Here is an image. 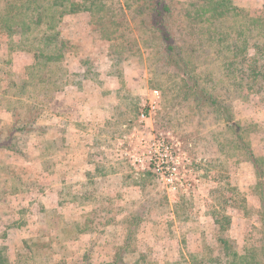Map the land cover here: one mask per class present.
Instances as JSON below:
<instances>
[{"label": "trees", "instance_id": "16d2710c", "mask_svg": "<svg viewBox=\"0 0 264 264\" xmlns=\"http://www.w3.org/2000/svg\"><path fill=\"white\" fill-rule=\"evenodd\" d=\"M81 15L89 16L91 25L101 32H108L106 40L116 47L132 54L140 50L148 52V61H155V65L160 63L162 69L172 74L194 110L211 111L215 121L228 133L229 142L213 137L220 151L224 152L226 143L235 147L238 152L235 162L238 165L249 163L253 168L259 203L256 211L259 227L255 230L258 245L237 251V245L225 235L229 218L221 217L222 223L213 218L218 228L215 247H209L205 237H200L199 250L188 252L187 260L182 264H264V157L256 156L252 150L251 137L258 135L256 125L246 119H236L231 101L215 95L212 89L218 83L226 84L237 73L238 82H243L249 92L259 94V90H264V0L261 10L254 14L236 7L232 0H186L180 4V9L173 0H0V34L8 39V50L11 51L16 40L30 59L28 74L25 79H20L6 71L7 63L0 57V121H8L6 127L0 128V151L24 158H32L36 152V158L42 160L41 166L45 170L52 167L48 159L54 155L51 151L59 148L57 141L46 139L48 121L57 122L64 116L58 94L69 85L80 87L83 81L90 80V72L85 66L88 61L78 58L76 48L63 29L72 18ZM174 28L182 32L181 41L173 34ZM132 31L135 38H129ZM210 59L219 60L224 72L223 80L217 83L207 72ZM77 67L82 71L74 72ZM3 76L8 78L3 79ZM257 85L260 87L255 88ZM150 174L147 172L145 176ZM36 177L30 168L20 166L15 180L9 181L8 200H3L0 194V203L14 204L18 198L29 194L38 186L34 185ZM179 207L181 203L173 212L178 220L181 218ZM137 209L121 221H116L115 216L122 211L114 215L109 212L106 220L96 222L89 229L82 228L81 220L68 221L57 211L50 210L49 214L59 222L58 232L51 235V231L39 229L35 237L29 235L20 242L23 250L18 251L11 247V229L7 230L0 235V264H67L72 258L65 256L59 248L77 242L81 234L95 236L99 227L103 231L119 225L123 226L125 236L122 245H117V234L113 237L102 232L114 243L108 246L114 248L111 259L94 263L83 253L80 264L148 262L150 255L139 249L136 235L142 222L147 220L149 210L145 205ZM98 210L97 205L94 214ZM42 212L48 213L43 209ZM183 222L187 223L180 220ZM180 243L183 248L187 246L185 237ZM11 250L13 259L9 255ZM56 256L59 261L54 259Z\"/></svg>", "mask_w": 264, "mask_h": 264}, {"label": "rangeland", "instance_id": "374dc122", "mask_svg": "<svg viewBox=\"0 0 264 264\" xmlns=\"http://www.w3.org/2000/svg\"><path fill=\"white\" fill-rule=\"evenodd\" d=\"M173 1L177 9H180V4L186 0ZM232 2L236 7L252 14L260 11L263 5V0H232ZM63 29L64 34L76 48L78 58L88 61L89 64L85 66L88 67L90 81L95 82V86L101 88L109 84L107 78L104 77L105 74L111 79H116V82L119 81L115 86L117 90L119 89V93L110 98L112 99L110 100L112 101L111 110L117 120L111 124L103 122L97 124L92 121L93 123L89 122L87 126L91 125L95 129L93 130L98 139V144L92 148V159L96 164H100L99 169L105 172L114 168L122 172L113 178L97 180L95 184L97 189L107 184L115 187L122 184L129 190L124 193V198L122 194L121 196L116 194L110 201L100 199L102 195L98 192L99 194L96 195L99 197L96 202L99 206L96 212L97 218L96 214H84L81 218L82 228L89 229L94 227L96 222L101 223L104 219L106 220L105 217L109 212L113 215L119 210L123 213H130L138 210L139 206L145 205L149 210L147 219L151 222L149 232L154 229L159 237L168 232L178 237L181 236L180 238L185 237L187 250L184 249L187 252L196 251V238L199 241L200 237H205L208 246L214 248L218 228L213 218L222 223L221 217L223 216L230 220L225 235L237 245V251L245 246H257L258 236L255 230L259 227L256 216L259 203L252 198L253 192L255 195L256 192L249 186L251 180L250 175H247V170L238 169L239 165L235 162L237 158L235 155L238 153L236 148L226 143L224 154L214 141L213 137H217L218 141L222 139L229 142V135L224 132L222 125L215 121L213 113L207 109L196 112L190 99L179 90L178 81L172 77V74L162 69L160 63L155 65V61H148V52L140 50L132 54L133 52L116 47L112 41L106 40L109 38L107 37L108 32H101L97 26L91 25L89 16H76L65 24ZM173 34L179 41L182 40L180 38L182 32L179 29L174 28ZM129 38H135V32L132 31ZM15 41L10 51L8 50V39L0 34V57L7 63L6 71L20 79H25L30 59ZM250 54L253 55V51H250ZM207 63L208 75L217 83L224 75L220 61L210 59ZM235 68L238 69V67ZM7 78L3 76V79ZM257 87L260 86H255ZM212 89L215 95L225 96L228 101H231L230 106L236 119H246L248 123L256 125L258 136L264 139L263 89L259 90V94L249 92L245 89L243 82H238L237 73H234V78H229L226 84L225 82L224 84L218 83ZM141 113L145 114V118L141 119L143 122L139 121ZM52 122L51 119L48 121L49 124ZM123 123H125L124 126ZM7 125V120L0 121V128ZM160 135H168L169 138L175 140L178 143L179 153L188 160L182 170V181L192 184L188 194L167 193L165 185L152 173L148 162L139 165L133 161V158H130L131 155H140L149 150L151 139ZM254 150L258 154H264V147L260 144H257ZM23 159L24 157L12 156L0 151V194L3 200H8L6 195L11 191L9 181L15 180L18 166L22 167L18 164L24 163ZM23 167H28L35 173L38 171L34 165H23ZM147 172L151 174L145 176ZM36 179L37 182L34 185L38 186L32 188L34 192L42 191L53 181L41 175H37ZM5 181L8 182L4 183ZM34 197L36 198V193L32 195L29 193L22 199L18 198L14 204L0 203V235L11 229L9 231V238L12 241L10 245L18 251L23 250L20 242L27 239L29 235L35 237L39 229L45 228L53 235L60 228L58 220L49 214L50 210H47L48 213H43L37 208L30 209L28 205ZM88 197L93 198L92 195ZM175 197H181L177 203H181L180 220H186L187 223H180V220L173 215L175 208L171 206V202ZM123 217L122 215L119 218L115 216V220L121 221ZM92 222H94L93 226ZM183 225L185 230L182 228ZM120 230V234L123 235L121 225L103 231L99 227L97 229L99 233L92 240L93 247L88 246L87 243L81 245L71 243L67 247L59 248V251L67 257L71 256L72 259L68 260L67 264H80V255L83 253H86L94 263L107 262L111 258V250L107 248L114 243L104 237L102 232L106 231L114 237ZM191 232L195 234V239H192ZM105 240L108 242L106 243ZM158 242L156 246L162 250L172 251V247L176 249V245H166L164 241H160V244ZM139 248L147 253L152 247L147 245V248L144 246H139ZM77 252H79L78 255ZM9 255L13 259V250ZM54 259L59 261L57 256ZM154 263L158 264L156 261ZM172 263L168 262V264Z\"/></svg>", "mask_w": 264, "mask_h": 264}, {"label": "crops", "instance_id": "0c3cea01", "mask_svg": "<svg viewBox=\"0 0 264 264\" xmlns=\"http://www.w3.org/2000/svg\"><path fill=\"white\" fill-rule=\"evenodd\" d=\"M73 70L74 72H79L82 71V68L77 67ZM104 77H106L109 82V84H106V87L103 86L98 88L94 85L95 82L85 80L80 87L69 85L58 94L64 116H61L57 122L53 121L49 124V133L46 135L47 140H55L59 145L58 150L51 151L54 155L48 158L52 164L51 170L42 168V160H37V153L32 158H24V161L22 160L24 163L18 164L22 166L34 165L36 169L38 168V171L35 173L36 175H41L42 177L44 176L53 180L50 182L49 186L42 191L37 190V192H34L31 190L30 195L36 193V198L34 197L31 203H29L28 206H30V209L37 208L39 212H42V209L55 210L68 221H79L86 213H92L94 215L93 212L97 206L96 202L99 199L96 195L99 193L102 195L100 199L104 198L106 201H110L116 194H122L124 198V193L128 192L129 188L123 187L122 184L116 185V187L107 184L99 189H97L95 185L96 181L99 179L113 178L122 174V172L114 168L102 172V170L99 169L100 164H96L92 159V148L94 145L98 144V139L94 132L95 129L91 127V125L87 126V124L89 122H91V124L93 122H97V124H101L102 122L111 124V122L117 120L115 116H113V111L111 110L112 101L110 100L112 99L110 98L119 93V89L117 90L115 87L119 81L116 82V79H111L106 74ZM139 119L140 122H143L140 116ZM124 125L125 123H123V126ZM251 141L254 154L264 157V154H258L254 150L257 144L264 147V139H262L261 136L255 135L252 137ZM134 156H137V154L131 155L130 158ZM239 168L247 170V175H250L251 180L249 186L255 191L256 179L251 164L241 163L239 164L238 169ZM89 191L93 194L88 193ZM111 194H113V196H111ZM90 195H92L93 198H89L88 196ZM72 197L74 199L71 201ZM255 197L256 195L253 192L252 198L256 199L258 202L257 197ZM95 198H97V200H95ZM180 198L181 197H175L174 201L171 202L173 208L178 205L177 203ZM127 214L128 213L122 212L118 214L116 218H119L120 215L126 216ZM91 225L93 226L94 222H92ZM149 225H151L149 219L142 222L136 235L138 247L144 246V248H147V245L152 247L147 251L152 257H150L148 262H143L142 264H155V261L158 264H168V262H173L172 264H182V262L187 260L186 254H188V252L192 253L199 250L198 238H196V251L187 252V246L185 250L180 243L181 236L178 237L168 232L159 237L157 236V232H154V229H151L152 232H149ZM120 233L121 230L116 236L117 245H122L125 237L124 232L123 235ZM173 235L174 237H172ZM190 235H192V239H195V234L193 232H191ZM94 238L95 236L92 234L84 233L78 237V241L74 242V244L81 245L82 243H87L88 246L93 247L92 240H94ZM160 241H164L166 245H176V249L172 247V251L167 249L162 250L160 247L156 246L157 242L160 244ZM107 249L111 250L110 256L112 257L114 248L108 247Z\"/></svg>", "mask_w": 264, "mask_h": 264}, {"label": "built area", "instance_id": "2783aa9c", "mask_svg": "<svg viewBox=\"0 0 264 264\" xmlns=\"http://www.w3.org/2000/svg\"><path fill=\"white\" fill-rule=\"evenodd\" d=\"M140 118L143 120L145 114L141 113ZM133 161L140 165L148 162L152 173L165 185L167 193L177 195L190 192L192 184L182 181V170L188 160L179 153L178 143L168 135H160L151 139L149 150L134 156Z\"/></svg>", "mask_w": 264, "mask_h": 264}]
</instances>
